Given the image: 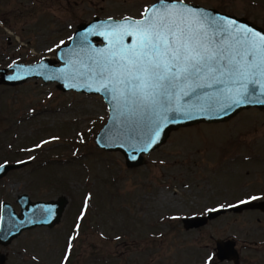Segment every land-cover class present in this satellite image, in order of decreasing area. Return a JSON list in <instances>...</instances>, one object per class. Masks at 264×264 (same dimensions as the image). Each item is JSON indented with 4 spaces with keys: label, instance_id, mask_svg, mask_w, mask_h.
I'll return each instance as SVG.
<instances>
[{
    "label": "rangeland",
    "instance_id": "obj_1",
    "mask_svg": "<svg viewBox=\"0 0 264 264\" xmlns=\"http://www.w3.org/2000/svg\"><path fill=\"white\" fill-rule=\"evenodd\" d=\"M155 1L0 0V68L55 60L81 22L140 18ZM179 1L264 30V0ZM107 117L100 96L61 91L56 82L0 84V166L28 161L0 179V204L18 212L20 194L67 199L52 228L0 245L3 264H233L217 259V240L235 242L238 264H264L263 212H225L189 230L182 223L240 201H264V110L175 128L132 168L118 150L95 144Z\"/></svg>",
    "mask_w": 264,
    "mask_h": 264
},
{
    "label": "snow or ice",
    "instance_id": "obj_2",
    "mask_svg": "<svg viewBox=\"0 0 264 264\" xmlns=\"http://www.w3.org/2000/svg\"><path fill=\"white\" fill-rule=\"evenodd\" d=\"M146 13L148 9L140 21L126 18L124 23L112 27L111 35H130L135 43L94 61V77L97 91L112 93V98L122 101L132 117L156 128L155 136L169 112L193 118L195 109L179 104L180 93L188 95L185 88L195 92L197 88L223 85L215 99L207 93L203 98L197 96L214 103L224 101L222 110L245 103H264V99L254 101L255 88L249 89V85L256 84L264 89V34L189 7L175 11L165 6ZM223 33L231 37L227 46L214 38ZM155 136L146 148L156 143Z\"/></svg>",
    "mask_w": 264,
    "mask_h": 264
},
{
    "label": "water",
    "instance_id": "obj_3",
    "mask_svg": "<svg viewBox=\"0 0 264 264\" xmlns=\"http://www.w3.org/2000/svg\"><path fill=\"white\" fill-rule=\"evenodd\" d=\"M165 6L180 11L184 7L198 9L206 12L211 18L224 17L234 20L238 25L247 26L254 31L264 34V30L248 22L245 18H237L220 12L216 9L205 8L199 5L188 4L178 0H157L146 9L150 14L156 8L163 9ZM145 12V10H144ZM143 12V13H144ZM136 22L144 17L121 19L94 17L89 22H81L74 30L66 44L61 45L55 51V60L44 57L31 64L13 63L9 67L0 68V84L7 86H17L31 78L41 79L43 82H56L57 88L61 91H75L83 94L100 95L108 108V118L102 128L95 136L96 145L106 151H120L125 159L128 168L137 167L144 162V155L150 153L167 138L168 133L178 127L188 126L197 123L213 124L226 121L242 109L257 107L264 110V103H245L232 108L221 109V103H214L212 100L197 99L203 98L205 94H212L213 99L218 89L223 85H213L211 88H197L195 92L189 88L184 91L188 95L180 93L179 104L195 109L193 118H185L176 112L167 113L168 119L162 122L158 129L159 135L155 136L156 128H150L145 123L132 117L125 110L123 102L112 98V93L97 91L98 83L94 77V61L101 59L107 52L118 51L122 46L131 47L135 43V38L130 35L122 37L111 35L112 27L126 21ZM217 43L224 46L230 44L231 37L227 33L214 37ZM119 41V42H117ZM57 61L59 64H56ZM255 88L252 99H264V89L260 84L249 85V89ZM203 106V110H200ZM175 107V101H173ZM173 120L177 122H172ZM155 136L156 143L147 147L151 138ZM146 149V150H145ZM28 161L12 165L0 166V179L8 170L16 169L26 165ZM19 205L17 213L8 202L1 203L0 208V245L7 246L12 239L17 238L23 231L36 227L52 228L60 221L61 215L67 204V199L63 196L51 201H32L27 194H20L16 198ZM243 209L259 210L264 212V201H248L247 203H235L225 208L210 211L205 215L183 217L182 223L185 230L205 226L208 221L215 219L225 212H240ZM232 240L216 241V256L219 261H228L233 264L239 263V254ZM5 262V256L0 254V264Z\"/></svg>",
    "mask_w": 264,
    "mask_h": 264
}]
</instances>
